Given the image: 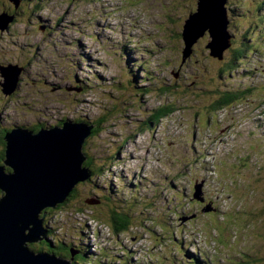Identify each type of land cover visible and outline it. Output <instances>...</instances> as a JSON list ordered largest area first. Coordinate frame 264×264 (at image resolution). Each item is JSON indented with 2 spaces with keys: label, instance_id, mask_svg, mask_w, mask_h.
<instances>
[{
  "label": "rangeland",
  "instance_id": "374dc122",
  "mask_svg": "<svg viewBox=\"0 0 264 264\" xmlns=\"http://www.w3.org/2000/svg\"><path fill=\"white\" fill-rule=\"evenodd\" d=\"M196 1L0 0V64L28 65L13 97L0 87V111L11 101L4 116L15 118L2 129L14 124L36 133L63 119L88 125L109 111L100 132L84 141L95 159L90 170L98 165L103 174L78 182L69 200L38 217L51 231L40 241L68 248L67 258L56 256L68 264L78 262L77 251L79 264H264V0H225L234 36L224 59L209 58L205 31L181 67L173 32H183ZM74 82L91 91L81 101ZM160 82L191 88L160 94ZM53 83L59 88H48ZM116 84L130 85L126 104L117 101ZM136 86L144 95L131 96ZM225 90H239L241 99L208 118L214 91ZM166 104L173 113L153 120ZM3 150L0 143V167L11 171ZM195 186L200 204L189 200ZM111 188L115 200L101 203ZM180 189L184 197L176 201ZM119 202L129 212L115 210ZM114 211L134 223L129 232L108 227ZM208 212L228 214V223ZM38 249L30 250L47 252Z\"/></svg>",
  "mask_w": 264,
  "mask_h": 264
},
{
  "label": "water",
  "instance_id": "95a60500",
  "mask_svg": "<svg viewBox=\"0 0 264 264\" xmlns=\"http://www.w3.org/2000/svg\"><path fill=\"white\" fill-rule=\"evenodd\" d=\"M204 1L197 0L196 12L188 16L181 32L186 47L182 59L191 53V45L205 31L211 34L207 46L209 56L221 59L231 45L223 7L225 0H211V3L207 0L206 5ZM217 5L220 11L216 9ZM0 73L4 79L0 83L1 93L7 98L16 90L21 68L0 66ZM42 130L33 133L15 127L5 135L3 163L11 171L5 174L4 168H0V264H68L46 252L34 253L28 244L45 240L43 222L38 220L44 208H52L71 192L74 185L87 179L82 141L90 134V128L66 121L61 127ZM194 190V196L202 202L201 191L196 186Z\"/></svg>",
  "mask_w": 264,
  "mask_h": 264
},
{
  "label": "trees",
  "instance_id": "16d2710c",
  "mask_svg": "<svg viewBox=\"0 0 264 264\" xmlns=\"http://www.w3.org/2000/svg\"><path fill=\"white\" fill-rule=\"evenodd\" d=\"M227 2L225 1V4H226ZM263 6V5H262ZM224 8L226 9V12H227V8L224 6ZM36 10H38V8L36 7L35 9H34V11H36ZM187 10V13H188V9H185L184 11H186ZM190 10V9H189ZM236 11H237V9H235L234 11H233V16L234 17H237L236 16ZM192 12H190V14H191ZM189 14V13H188ZM174 19H179L178 17H174ZM233 23H228V25H227V33H229V30L231 31V29L233 28ZM173 34H174V37H176L177 38V41L178 42H180V44H181V46H178L177 47V51H180V65L179 66H186L185 64H186V61L188 60H184V59H182V50H180V48L182 47V44H183V42H182V37H181V32H173ZM229 35H231L230 33H229ZM232 36H234L233 34H232ZM231 36V38H233ZM200 40V39H199ZM198 40V41H199ZM197 41V42H198ZM196 45V44H195ZM227 51L225 50L224 51V53H223V55H222V57H221V59L220 60H223L224 59V56H225V53H226ZM192 55H194V49L192 48V50H191V56ZM209 58H212L213 59V57H211V56H209ZM189 59H190V56H189ZM0 66H2V67H4L3 65H1L0 64ZM17 66V65H16ZM18 67L19 68H21V73H20V75H19V78H20V76H21V74H22V72H23V69H26L27 67H28V65H18ZM217 70H219V69H217ZM214 70H212V72H213ZM177 73V72H176ZM213 75H215L214 73H212ZM19 78H18V82L16 83V90H17V88H18V84H19ZM178 78H180L179 76H177L175 79H178ZM34 85V89H39V90H41V88H42V86H39V84H33ZM74 85H76L75 86V88H76V93H78L79 94V97H77V98H79L80 99V101L82 100V97L85 95V94H89L91 91H89V89L88 90H86L85 88H83L81 85H80V83L78 84H76V82H74ZM59 85H55L54 83L53 84H48V88H51V89H58L59 87H58ZM178 85H175V86H171V85H169V86H165L162 82H160L159 83V85L157 86V88L160 90V94L162 93V94H166L167 92L168 93H170V92H172V89H176L177 91L178 90H183L184 92H187V90L189 89V88H191V87H189L188 85H185V84H183V85H181V86H179L180 88L179 89H177L178 87H177ZM128 87H129V89L131 88L130 87V85H127L126 87H124L122 84H116V85H114L113 86V88H112V90H114V92H116V93H118L119 94V96H118V98H117V101L118 100H121L120 102H122V100H123V102H124V104H126L127 103V101H126V96H127V93H126V88H127V90H128ZM34 89H31V91H33ZM194 94L195 95H199L200 96V94L202 93V90L199 88V87H197V86H195L194 87ZM62 90V89H61ZM63 91V90H62ZM201 92V93H200ZM214 92H216V95H218L217 96V98L216 99H214V101H212L211 102V104L209 105V107H206L205 109H206V111H205V113H206V115L208 116V118H209V114L211 115V113L212 112H218V111H221V110H224L227 106H229V105H231V104H233V103H235L237 100H239V99H241L240 97H241V94L242 93H240L239 92V90H232V91H227V90H225V91H214ZM14 94V93H13ZM12 94V95H13ZM203 94H206V95H208V96H210L209 95V93H207V92H204ZM2 95V94H1ZM10 96V97H13V96ZM142 95H144V93H142L141 92V89H139V87L138 86H136L135 88H132L131 89V96H133V97H138V96H142ZM5 98V97H4ZM79 101V102H80ZM116 103H118V102H114L113 103V107L114 108H112V111L113 110H119V105L117 104L116 105ZM136 103V101H131V105H133V107H135V106H138V104H135ZM129 104V103H128ZM168 104H166L165 105V107H161L159 110H158V112L155 114V115H153L152 116V119L153 120H156V121H159V119H161V118H163V117H165V116H168V115H170L171 113H173V108H168V107H166ZM24 108H22L23 110L24 109H26L27 110V112L28 113H30V114H33L32 113V111H33V109H30L29 107H27V106H25V105H22ZM110 109V108H109ZM125 109V108H124ZM32 110V111H31ZM122 111H124V110H121L120 112H122ZM109 115V111H108V108L103 112V113H101L99 116H97L96 118H94L91 122H90V125H88V126H92L93 127V129L90 127V130H92L91 131V134H90V136L89 137H92V136H95V135H97L100 131H99V129H101V123L103 122H106L107 121V119H106V116H108ZM111 116V115H110ZM200 115H195V118L197 119V117H199ZM200 118V117H199ZM150 121V120H149ZM152 121H150L149 122V124H147V123H144V126L145 127H151V123ZM59 123L60 122H58L55 126H51L49 129H51V128H53V127H56V126H58L59 125ZM2 127L3 126H0V130L1 131H3V132H5L6 130L5 129H2ZM43 127H40L39 129H42ZM3 135H4V133L3 134H1V136H0V143H3V147H4V145H5V142H3L2 141V138H3ZM129 136H131V135H129ZM87 139V138H86ZM90 144H91V141L87 144V145H83L82 146V153L84 154V156H85V159H86V161H85V163L83 164V166H85L86 168H88L89 166H93L92 164H93V162H94V160L95 159H93L92 157H91V155L88 153V151H87V149L89 148V146H90ZM119 151V150H118ZM3 152H4V150H3ZM1 156H2V154H1ZM1 162V161H0ZM217 166V165H216ZM90 168V167H89ZM103 169L102 168H100V167H98V165H96V168L94 169V170H92L91 172H90V175H88V177H87V180H88V183H89V180H93L95 177H97V176H100L101 175V171H102ZM213 175L214 176H218L217 174L215 175V172L213 173ZM90 176H92L91 178H90ZM82 183V182H81ZM87 183V182H86ZM76 185H78V184H76ZM93 185H94V188H95V186L97 187V188H99L100 186L97 184V185H95V184H93L92 183V188H93ZM233 185H235V183H233L232 184V186ZM191 186H192V184H191ZM229 186H231V185H226L225 187L226 188H228ZM74 188H75V186H74ZM191 189V193H190V199L189 200H191V202H193V203H197V204H200L201 202L200 201H198L197 199H195V196H194V188L193 187H191L190 188ZM73 192H74V189L73 190H71V192H70V195L68 196V198L65 200V202L67 201V200H69V198L70 197H72L73 196ZM183 189H180L179 191H178V196H179V198L176 200V201H179L180 199H182L184 196H182L183 195ZM112 195H111V194ZM100 195V194H99ZM103 199V202L104 203H109V202H113L114 200H115V197L114 196H117V194L113 191V188H112V190H108V193H106V194H102V195H100ZM153 198V199H152ZM152 198H150V202H152L153 200H154V195L152 196ZM152 199V200H151ZM193 199V200H192ZM123 204H125L124 202H119L118 203V205L116 204L113 208L115 209V210H121V211H126V212H129V210L127 209V208H124L123 209V206H121V205H123ZM64 204H62V205H59V207H58V209L59 208H62V206H63ZM151 206V205H150ZM134 209V208H133ZM207 211H209L208 209H207ZM48 212V209H46V210H43L42 211V213L40 214V217H42V214L43 213H47ZM110 212V211H109ZM224 212H226V211H224ZM224 212H222V213H220V214H218V213H216V212H211V213H209L208 212V215L209 214H211V215H213L214 216V221L216 222V217L219 215V217L220 218H222V224H225V223H228L227 222V220H225V219H223V216H226V218H227V216H228V214H224ZM226 213H228V212H226ZM180 212H178V211H176V210H172V215H174L175 217L177 216V217H179L180 216ZM239 214H242V213H239ZM126 217H127V215H126ZM129 218V217H128ZM167 219H169V218H167ZM139 220V219H138ZM175 221H176V218L174 219ZM170 222L172 223V220L170 219ZM169 222V223H170ZM108 223H109V226L108 227H110L111 229H112V231L114 230L117 234H119V233H121V232H123V231H130L131 230V228H132V226H133V224L134 223H132V221L129 219H125L124 217H123V214H122V216L121 215H119V214H117V213H115V211H114V213H112V215L110 216V219H109V221H108ZM167 225V227L165 228V230L168 228V224L166 223V222H164V221H162L161 222V225ZM46 225V223L44 222V226ZM129 226H131V228H129ZM160 228H161V226H160ZM162 229V228H161ZM219 229V228H218ZM220 230V229H219ZM48 232L51 234V231L50 230H48ZM48 233V234H49ZM135 237V236H134ZM58 245V246H57ZM33 246H36L37 248H39L38 250H40L41 251V249L42 248H44V247H46V249H47V252L46 253H48V254H52V255H54V256H61V257H63V256H65L66 255V257H63V258H67L68 256H69V254L70 253H68V248H66V249H64L62 246L60 247V245L57 243L56 244V248L55 249H53L52 248V246L50 245V243H49V241H47V242H45V243H43V242H41L39 245H36V244H28V248H30L31 250H32V247ZM77 259H78V262L75 260V262H74V264H79L80 263V258H81V255H80V253H78V251H77V257H76ZM82 264V263H81Z\"/></svg>",
  "mask_w": 264,
  "mask_h": 264
},
{
  "label": "clouds",
  "instance_id": "9594fccd",
  "mask_svg": "<svg viewBox=\"0 0 264 264\" xmlns=\"http://www.w3.org/2000/svg\"><path fill=\"white\" fill-rule=\"evenodd\" d=\"M227 2V1H226ZM174 76H175V74H174ZM16 91V90H15ZM14 91V92H15ZM10 97V96H9ZM8 98V97H7ZM7 102L2 106V109H1V111H0V118L2 119V122H0V126H4V124L9 120V119H15L14 117H12V116H9V119L8 118H6L5 116H4V113L6 112V111H8V109H10V110H13V107L11 106L10 107V102L11 101H8V100H6ZM67 121V119L66 120H60L59 122V125L57 126V127H61L62 126V124L64 123V122H66ZM67 122H69V121H67ZM71 123H74V124H77L76 123V121H73V122H71ZM80 124H82L83 125V122H81ZM56 125V124H55ZM54 125V126H55ZM88 125H90V124H88ZM87 125V126H88ZM15 127H20V128H23L22 126H18V125H14V124H12L10 127H6V131L5 132H2L1 134H3L4 133V135H3V138H2V141L4 142V139H5V135H6V133H8L9 131H10V129H12V128H15ZM28 130V129H27ZM50 130V129H49ZM34 133V132H33ZM84 145V144H83ZM85 161H86V159H85ZM2 163V162H1ZM85 163V162H84ZM83 163V164H84ZM99 167V166H98ZM83 168H86L85 166H83ZM87 170H88V174L90 175V172H91V170H90V168L88 167V168H86ZM105 170L103 169L102 171H101V174H103V172H104ZM10 172V171H9ZM98 177V176H97ZM90 178H91V176H90ZM96 178V177H95ZM94 178V179H95ZM93 179V180H94ZM97 184H98V181H97ZM110 190H112V188L110 189ZM113 191H114V189H113ZM43 226H44V223H43ZM44 228L46 229V238H45V240L47 239V232H48V227H46V225L44 226ZM42 242V241H41ZM52 255V254H51Z\"/></svg>",
  "mask_w": 264,
  "mask_h": 264
},
{
  "label": "bare ground",
  "instance_id": "6f19581e",
  "mask_svg": "<svg viewBox=\"0 0 264 264\" xmlns=\"http://www.w3.org/2000/svg\"><path fill=\"white\" fill-rule=\"evenodd\" d=\"M196 6H197V1H196ZM196 8H197V7H196ZM216 9H217L218 11L221 10V8H220L218 5H217ZM227 20H228V19H227ZM205 34H206V33H205ZM96 117H97V116H96ZM83 125L87 126V124H85V123H83ZM90 127L93 129L92 126H89V128H90ZM91 131H92V130H90V134H91ZM90 134H89L88 136H85V138H84L83 141H82L83 143H84L85 139L88 138V137L90 136ZM122 143H123V142H122ZM1 167H2V166H1ZM1 167H0V168H1ZM2 168H4V167H2ZM3 171H4L5 174L9 173V171H6V169H4ZM3 175H4V174H3ZM69 195H70V192L66 194V196L64 197L63 200L65 201V200L68 198ZM104 238H105V237H104Z\"/></svg>",
  "mask_w": 264,
  "mask_h": 264
},
{
  "label": "flooded vegetation",
  "instance_id": "af4514ba",
  "mask_svg": "<svg viewBox=\"0 0 264 264\" xmlns=\"http://www.w3.org/2000/svg\"><path fill=\"white\" fill-rule=\"evenodd\" d=\"M177 76H178V73H175V77H177ZM2 132H3V131L0 130V136H1V133H2ZM85 185H86V183H85L83 186H82V185H81V186L84 187ZM72 190H73V189H72ZM98 195H99V194H98ZM100 197H101V196H100ZM102 199H103L102 197L99 199V200L101 201V203L103 202ZM98 203H99V201H98ZM98 203H97V204H98ZM91 205H92V204H91Z\"/></svg>",
  "mask_w": 264,
  "mask_h": 264
}]
</instances>
